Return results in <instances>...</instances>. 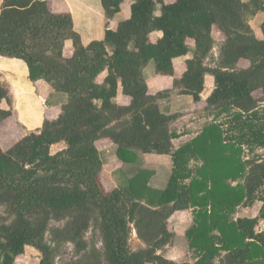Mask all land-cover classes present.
<instances>
[{"label": "trees", "instance_id": "obj_1", "mask_svg": "<svg viewBox=\"0 0 264 264\" xmlns=\"http://www.w3.org/2000/svg\"><path fill=\"white\" fill-rule=\"evenodd\" d=\"M49 1L3 0L0 8V56L22 60L31 81L42 79L66 94L55 118L0 147V205L11 217L0 222V264H15L26 246L41 253L32 264H53L45 241L50 221H64L53 239L77 252L86 250L85 234L94 225L102 249L90 253L91 264H191L159 253L174 237L170 216L187 209L194 264H264V160L244 158L246 150L264 148V106L257 107L264 101V17L262 38L247 22L252 11L264 14V0H252V7L243 0H131L129 16L87 44L71 13L52 10ZM99 1L108 21L124 0ZM214 28L223 39L216 65L207 67ZM150 61L156 75L171 79L170 87L149 92L144 68ZM206 75L213 87L203 99ZM176 88L213 120L173 148L183 134L170 129L177 115L159 101ZM119 89L127 104L117 103ZM3 100L9 101V89L0 76ZM11 114L0 107V121ZM100 138L115 145L123 163H137L138 152L169 154L165 187L149 186L140 173L105 190ZM54 145L61 146L52 152ZM255 203V215H237ZM132 229L143 243L135 251Z\"/></svg>", "mask_w": 264, "mask_h": 264}, {"label": "rangeland", "instance_id": "obj_2", "mask_svg": "<svg viewBox=\"0 0 264 264\" xmlns=\"http://www.w3.org/2000/svg\"><path fill=\"white\" fill-rule=\"evenodd\" d=\"M131 0H124L122 3L120 13L114 16V19L121 20L129 16L128 4ZM249 3L252 7V0H243ZM82 7L76 6V11L78 12L79 26L85 31L86 36L96 35L94 20L87 13L88 11H82ZM158 11V10H157ZM264 17L262 11H252L247 15V22L251 26L254 35L257 38H262V33L260 30V24ZM109 26L108 21L105 27ZM212 37L214 43L208 55L204 58V65L207 67H214L218 60L219 53V43L223 39V35L216 28L212 30ZM154 38V37H153ZM189 43L192 44V41ZM188 55L191 56V53ZM180 60V59H179ZM241 66H245L246 62L241 61ZM153 62H150L144 68V74L149 76L150 73L156 75L154 72ZM211 76H207V80H211ZM169 85V84H168ZM206 90H209V86L206 84ZM57 94L66 97V94L58 92ZM203 94V93H202ZM205 94V92H204ZM259 92H255L254 96H259ZM12 97H9L8 103H4L5 106L10 107L12 111V117L0 121V146L2 148L8 147L13 143L19 135L25 131L22 128L21 121L23 123L37 121V108L32 107L28 104H21V97H19L15 104L11 101ZM189 96H182L179 94V89L176 88L171 91L166 99L160 102L165 104L164 109L166 111H171L177 115L176 119L170 124V129L172 131L180 132L184 135V138L179 140H173V148L178 146V144L183 140L190 139L196 132L199 131L201 126L213 120V115L208 113L206 110L194 109L192 103H190ZM53 99V98H52ZM66 99V98H65ZM264 106V101L257 104L258 108ZM30 113H27L30 111ZM215 111H213V114ZM219 119V118H218ZM39 120V119H38ZM198 123V125H197ZM192 124V125H190ZM117 125V124H116ZM190 136V137H189ZM177 139V138H176ZM176 144V145H175ZM96 145L100 152V157L102 160V170L100 174V182L105 190H111L116 186H122L126 182V179L134 175H140V173L147 176V183L149 186L155 189H163L167 183L170 175V170L172 166V160L169 155L160 156L155 153L143 154L138 152L137 163H123L116 156V147L108 138H100L97 140ZM61 145H54L51 147V151L54 152L59 149ZM247 151V150H246ZM244 153V158L248 160H264V148H256L253 152ZM165 155V154H162ZM260 203H255L251 207H240L238 209L237 215L239 216H253L256 214ZM11 217L6 212V208L0 205V222L8 223ZM64 225V221H50L47 226L45 241L50 247L53 264H91L93 263L91 252L101 251L102 244L98 231L95 229L94 225H91L89 230L85 234V240L87 242V248L83 252H77L74 246L66 241H58L53 239V230L60 228ZM191 225V210H181L174 212L169 220L168 227L174 233L172 241L163 247L159 253L171 259L177 263L189 262L194 264L195 257L193 252L189 249L187 238L185 236V231ZM130 249L135 251L143 247V243L136 237L134 229H132L130 240ZM41 257V253L31 246H26L24 253L18 256L15 260V264H32L37 263ZM101 264H106L101 261Z\"/></svg>", "mask_w": 264, "mask_h": 264}, {"label": "crops", "instance_id": "obj_3", "mask_svg": "<svg viewBox=\"0 0 264 264\" xmlns=\"http://www.w3.org/2000/svg\"><path fill=\"white\" fill-rule=\"evenodd\" d=\"M2 2L3 0H0V8H1ZM49 3H50V8L54 11L67 10L71 13L72 20H73V27L75 31H77L80 34L81 41L83 44H87L92 40H100L103 38L105 24L107 22V19L101 9L99 0H50ZM76 6L82 7V8H79L82 11L84 10L88 11L87 13L90 15V17L92 19H95L94 26H95V31H97L96 35H90L89 37L85 35V31L79 26L78 12L76 11ZM118 21L119 20L114 19V17L112 19H109L108 20L109 27L115 28ZM160 35H161L160 32L155 33L153 39H156ZM71 53H72L71 43L70 41H67L65 43L64 56L69 57ZM186 57L188 58L190 57V55H187ZM174 62L181 63L182 59L177 58L174 60ZM154 72H155V69H154ZM0 76H1V81L5 83L9 89V97H12L11 101L15 104V107H16L17 99L21 97L22 105L28 104L30 106V109H32V107L35 108L34 106H36L37 108V112H36L38 116L37 121H34V122L26 121L25 123L21 121V125H22L21 129H23L25 132L19 135V137L16 140H18L28 131H35L39 129L44 119L55 118L60 111L61 105L66 101L65 99L66 97L63 95L57 94L58 92H55L46 81L42 79L31 81L28 78L27 67L25 63L20 59L0 56ZM144 76H145V79L148 85V90L150 93H155L162 88L171 86V79L169 77L153 75L152 73H150L149 76L144 74ZM207 76H210V75H206L205 77V90L203 91V94H202L203 99L210 93L213 87V78L208 81ZM206 84L209 86L208 91L206 90ZM182 96H187V95H182ZM189 99L194 109H196L191 97ZM116 101L119 104H127L129 101V98L127 96L122 95L121 90L119 89L116 95ZM5 102L8 103L7 101L3 100L0 103V107L3 109H8L9 104L5 106L4 104ZM159 105H160V102H159ZM163 106H165V104H161L160 108L166 111ZM30 112L31 110L28 111L27 113H30ZM166 112L171 113V111H166ZM10 117H12V115L7 117L6 119ZM181 138L183 139L184 135H182L181 137L175 140L177 141ZM186 141L187 140H183V142L181 141L178 144V146ZM13 143H11L6 148H2V146L0 147L3 150H5L9 148ZM178 146L176 145V147ZM166 155H169V154L160 155V156H166ZM170 159H171V156H170Z\"/></svg>", "mask_w": 264, "mask_h": 264}]
</instances>
